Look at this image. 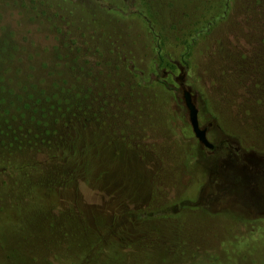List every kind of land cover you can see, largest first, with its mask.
I'll list each match as a JSON object with an SVG mask.
<instances>
[{
	"label": "rangeland",
	"instance_id": "obj_1",
	"mask_svg": "<svg viewBox=\"0 0 264 264\" xmlns=\"http://www.w3.org/2000/svg\"><path fill=\"white\" fill-rule=\"evenodd\" d=\"M212 1L143 0L171 59L193 38L197 58L194 78L173 61L174 67L168 64L153 76L165 85L148 89L122 88L121 78L97 57L62 50L46 38L47 27L32 28L33 38L0 6V152L11 151L17 139L48 140L77 125L82 145L90 146L95 175L103 173V186L127 200L118 206L106 193L85 188V201L96 205V213L106 204L117 206L118 215L186 206L174 217L181 224L179 237L188 240L178 255L264 264V14L255 13L248 0H235L224 17L225 7ZM212 6L216 11L206 22L203 10ZM130 21L137 30L139 20ZM195 24L206 27L195 34ZM140 49L134 51L137 61L144 55ZM20 61L22 76L14 73ZM197 79L204 86L199 91L192 86L202 87ZM185 90L213 149L193 133ZM11 114L19 120L15 124L9 123ZM6 191L0 188L1 195ZM125 212L119 220L131 240L136 230ZM15 256L24 263V255Z\"/></svg>",
	"mask_w": 264,
	"mask_h": 264
},
{
	"label": "trees",
	"instance_id": "obj_2",
	"mask_svg": "<svg viewBox=\"0 0 264 264\" xmlns=\"http://www.w3.org/2000/svg\"><path fill=\"white\" fill-rule=\"evenodd\" d=\"M234 1L212 3L225 7L226 17ZM248 2L255 13L264 14V0ZM255 5L263 10H257ZM0 6L9 9L10 20L27 29L33 38L32 28L47 27L46 38L62 50L75 51L80 57L82 52L84 57H97L121 78L124 89H129V85L148 89L150 85L163 83L155 82L153 76L168 64L174 67L173 61L186 70L188 78L195 76L197 58L191 52L194 38L193 44L185 41L187 48L177 60L171 59V54L162 47L143 0H0ZM203 11L209 22L208 17H213L216 10L212 6ZM220 17L212 18L213 22ZM132 19L139 20L137 30ZM197 25L195 34L206 27ZM136 48L144 51L141 61H137ZM4 59L5 62L7 55ZM17 65L14 73L24 75L23 63ZM195 85L196 82L192 83L198 91L204 87L201 83V88ZM161 102L157 100L160 107ZM12 114L9 123L15 124L19 120ZM218 122L223 126L221 118ZM82 141L79 127L71 125L48 140L32 136L17 139L11 151L0 152V188L7 190L4 196L0 194V264H135L141 260L151 264L156 259L159 264H233L231 258L226 263V259L201 258L197 253H193V259L178 255L188 240L179 237L181 224L174 217L185 211L186 206L176 211L171 205L144 212L127 209L128 212L121 211L118 215L120 209L114 206L115 202L123 206L121 201L126 204L127 200L109 186H103L104 174L95 175L90 146L87 142L83 146ZM199 146L197 143L194 149ZM85 188L98 190L100 195L106 193L114 204H106L96 213V205L85 201L82 192ZM123 212L136 230L130 241L119 220ZM104 217H108L106 223ZM15 254L20 258L24 255V263Z\"/></svg>",
	"mask_w": 264,
	"mask_h": 264
},
{
	"label": "water",
	"instance_id": "obj_3",
	"mask_svg": "<svg viewBox=\"0 0 264 264\" xmlns=\"http://www.w3.org/2000/svg\"><path fill=\"white\" fill-rule=\"evenodd\" d=\"M184 99L189 111V120L193 129V132L196 138L203 144L205 147L209 149L214 148V144H212L207 136V129H202L199 121V109L193 101V96L191 91H184Z\"/></svg>",
	"mask_w": 264,
	"mask_h": 264
},
{
	"label": "flooded vegetation",
	"instance_id": "obj_4",
	"mask_svg": "<svg viewBox=\"0 0 264 264\" xmlns=\"http://www.w3.org/2000/svg\"><path fill=\"white\" fill-rule=\"evenodd\" d=\"M189 121H190V120H189ZM190 125H191V123H190ZM191 127H192V126H191ZM201 128H202V129H207V136H208V128H207V127H204V128H203L202 126H201ZM192 130H193V129H192ZM193 133H194V132H193ZM194 135H195V134H194ZM199 142H200V141H199Z\"/></svg>",
	"mask_w": 264,
	"mask_h": 264
}]
</instances>
